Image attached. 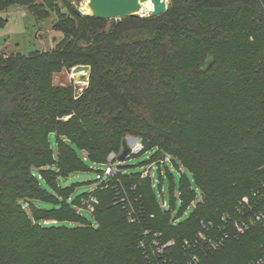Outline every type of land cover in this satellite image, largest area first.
Instances as JSON below:
<instances>
[{"label": "trees", "instance_id": "1", "mask_svg": "<svg viewBox=\"0 0 264 264\" xmlns=\"http://www.w3.org/2000/svg\"><path fill=\"white\" fill-rule=\"evenodd\" d=\"M59 1L68 13L56 9L53 28L65 37L55 48L0 51V264H145L137 246L145 229L173 239L172 255H183V241L203 232L202 222L230 225L222 218L243 197L264 193V0H170L163 14L129 15L109 32L108 20L68 0H0V12L21 5L47 19ZM79 64L91 66L79 94L53 83L54 72ZM128 135L142 140L143 152L156 148L153 160L170 154L193 174L202 198L188 218H173L151 178L120 165L69 203L59 178L85 170L74 147L104 164ZM123 188L136 222L120 202ZM180 196L184 204L196 197L184 176ZM259 197L254 211L264 213ZM35 200L58 206L38 208ZM87 201L96 225L80 211ZM263 250L264 217L200 257L248 264Z\"/></svg>", "mask_w": 264, "mask_h": 264}, {"label": "rangeland", "instance_id": "2", "mask_svg": "<svg viewBox=\"0 0 264 264\" xmlns=\"http://www.w3.org/2000/svg\"><path fill=\"white\" fill-rule=\"evenodd\" d=\"M79 12L87 4V0H68ZM75 2V4L73 3ZM170 2V0H169ZM54 8V9H53ZM50 17L47 19H37L26 6L13 5L7 10L0 12V19L3 23L0 24V51L5 54L22 53L30 54L34 51L51 50L57 46L62 40L64 35L53 28L54 23L58 20L57 10L62 13L67 12V5L63 1L51 7ZM81 13V12H80ZM90 12H83L81 14L91 15ZM137 16H148L145 13H139ZM121 20V19H118ZM117 21V20H116ZM107 24H111L108 20ZM107 26V25H106ZM73 68H61L53 74V83L58 86H70L73 88L74 94H79L88 83H79L74 78ZM131 135L126 139L130 142ZM134 137V136H133ZM52 148L54 150V157L57 158V144L55 135H51ZM78 157L82 159L85 165V170L73 171L66 176L59 178V183L62 189H70V201L73 203L87 193L92 192L101 182L97 181L99 170H104L105 165L96 163L91 160L87 153L77 147H74ZM157 149L152 148L138 155H131L124 161H115L116 169L124 173H132L140 175L142 173H149L152 181L154 195L157 202L163 205L166 202L165 209L170 210L173 218H178L180 221L188 218L195 209V205L202 198V192L195 183L193 174L174 156L166 154L167 159L165 164L161 166L158 164L159 160H153L157 154ZM55 169V168H54ZM191 184L192 189L196 192V197L192 202L184 204L180 196V187L182 177ZM107 176H104L106 179ZM46 188L45 185H43ZM53 193V190L46 188ZM56 194V191H54ZM33 205L38 208L50 209L58 204H52L47 201H33ZM80 209V208H79ZM82 214L91 222L96 225L91 211L86 207L80 210ZM49 221H46L48 223ZM71 226L73 223L65 222L60 225Z\"/></svg>", "mask_w": 264, "mask_h": 264}, {"label": "built area", "instance_id": "3", "mask_svg": "<svg viewBox=\"0 0 264 264\" xmlns=\"http://www.w3.org/2000/svg\"><path fill=\"white\" fill-rule=\"evenodd\" d=\"M89 1V0H87ZM75 4V2H73ZM83 13V9L80 11ZM129 145L131 147V155H138L143 152L144 144L142 140L138 137H131ZM122 151V149H121ZM120 152H111L107 157V161L104 163L105 169L100 171L97 175V180L100 182H107L110 177L114 176L117 173L115 161H118V155ZM166 158L160 160L158 164L161 166L165 164ZM119 162V161H118ZM107 176L104 179V176ZM149 176V173H142L141 177L146 178ZM122 195H120V202L123 203L124 207L130 208L129 218L131 222H136V210L131 205L126 190L123 188ZM264 196V193L260 194L259 192H254L253 196H245L238 203L235 208V213L225 214L222 218L224 224L229 223L230 225H206L202 222L204 231L201 232L198 236L192 239H186L182 243V248L184 250L183 255H172L171 251L174 248L175 241L165 240L161 233L153 232L151 229H145L144 232L139 236L137 240V246L142 251L145 258V264H202L200 254L212 252L223 245L232 238L240 237L244 234L251 226L256 222L261 221L264 217L262 211L255 212L253 206V199H260L259 196ZM92 202H96L94 197H91ZM87 208L92 211L93 205L91 202H85ZM166 202L163 201L161 207L165 208ZM141 211V210H140ZM236 217V218H235ZM234 219V220H233ZM233 220V221H232ZM218 228V231L215 229ZM248 264H264V250L262 254L249 262Z\"/></svg>", "mask_w": 264, "mask_h": 264}, {"label": "water", "instance_id": "4", "mask_svg": "<svg viewBox=\"0 0 264 264\" xmlns=\"http://www.w3.org/2000/svg\"><path fill=\"white\" fill-rule=\"evenodd\" d=\"M147 0H89L88 7L94 17L111 20L114 24L116 20L123 19L129 15H139ZM153 9L147 12L149 17H156L163 14L169 5V0H151ZM147 11V8H144ZM111 24H107L105 31L109 32ZM84 71V73H82ZM91 73V66L79 64L73 68L74 78L79 83H88ZM131 147L127 139L123 140L122 151L118 155V161H124L129 157Z\"/></svg>", "mask_w": 264, "mask_h": 264}, {"label": "bare ground", "instance_id": "5", "mask_svg": "<svg viewBox=\"0 0 264 264\" xmlns=\"http://www.w3.org/2000/svg\"><path fill=\"white\" fill-rule=\"evenodd\" d=\"M147 8V11L144 10V8ZM84 12H90V8L88 7V2L87 4H85V6L82 8ZM153 9V3L151 2V0H147L142 8V10L139 13H145L147 14V12L151 11ZM84 73V71L82 72Z\"/></svg>", "mask_w": 264, "mask_h": 264}]
</instances>
